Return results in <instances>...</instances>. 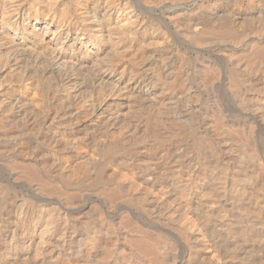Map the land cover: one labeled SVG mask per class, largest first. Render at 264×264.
Wrapping results in <instances>:
<instances>
[{"label": "bare ground", "instance_id": "obj_1", "mask_svg": "<svg viewBox=\"0 0 264 264\" xmlns=\"http://www.w3.org/2000/svg\"><path fill=\"white\" fill-rule=\"evenodd\" d=\"M161 1L164 0L147 3ZM233 3H237V8L230 12L227 6ZM205 7L212 8V14L213 8L220 7L217 19L214 15L210 19L228 27L212 33L210 41L249 46L255 43V33L264 24V0H215ZM101 11H93V20L86 27L90 31L85 28V34L56 30L52 23L44 21L0 22L3 56L7 55L15 66L24 59L33 60L39 65L37 71L45 78L46 86L55 84L62 88L73 84L75 97L61 104L56 101V108L61 113L64 107L70 110L72 104L80 108L74 122H66L69 111L66 118L60 117V125L70 131L65 133L67 139L59 135L54 145H48L49 140L43 138L36 147L37 137L30 135L35 137L33 144L27 131L28 135H18L24 136L28 145L12 146L18 159L0 160V264H264V47L249 60L242 61L243 52L242 56L237 54L234 69L221 63L214 74L203 78L199 74L203 89L215 85L220 76V88L227 95L222 103L231 102V109H225L226 103L215 104L216 115L222 117L232 111L237 118L247 119L234 128L227 126L223 118H216L209 126L202 125L205 130L202 127L201 132L192 119L193 106L190 108L200 96L187 87L184 74L188 71L165 75L162 82L155 84L148 81L146 74L137 75L140 67L135 61L145 55L142 45L165 44L175 33L167 31L169 35H164L166 32L162 34L156 28L151 34L154 39L145 40L146 34L142 29L138 32V19L132 12L123 20L111 22ZM213 22L200 23L202 28L198 26L197 33L213 29ZM160 23L164 26L163 21ZM26 40L39 52L23 46ZM88 55L95 62L89 68L85 66ZM75 56L80 57L72 64ZM113 60L128 62L133 71H118L120 64L113 65ZM113 67L116 68L109 69ZM86 84L91 86L82 90ZM108 86L115 93V103L107 107L95 104ZM85 103L90 109H81L80 104ZM209 105L206 108L210 109ZM5 125L8 130L0 124V137L6 136L4 131L9 134L14 129L10 121ZM2 153L6 155V149L0 145Z\"/></svg>", "mask_w": 264, "mask_h": 264}, {"label": "rangeland", "instance_id": "obj_2", "mask_svg": "<svg viewBox=\"0 0 264 264\" xmlns=\"http://www.w3.org/2000/svg\"><path fill=\"white\" fill-rule=\"evenodd\" d=\"M44 1V2H43ZM48 1V2H47ZM50 1V2H49ZM55 1V2H54ZM128 1V2H127ZM189 1V2H187ZM195 1V2H194ZM206 1V2H204ZM208 1V3H207ZM211 1H215V0H164L163 2L161 1L160 3L157 2V3H147V0H0V22L2 20H5L7 21L8 23H16V21H20V20H23L22 23H25L26 21L28 23H33V22H37V23H40V22H49V23H52L53 24V27L54 29L56 30H61V31H82V33H88V31H90L89 29V26H90V22H92L93 20V11H95L96 9H102L103 11H101L103 14L105 13V15L111 20V22H114V20L118 21V20H123L126 16H129L130 15V12H132V14H134L135 16H137V29H138V32H142L141 29L143 30V32H145V37L147 39L145 40H152L154 39V36L151 35L152 33H154L153 31L157 30L159 32H161L162 34H165L164 35H167L168 32L172 33L171 35H173V33H175V35H173V37L169 38L168 37V41L170 42H165L164 43H155V46L153 44L152 45H145L144 46L142 45V47H144V54L143 57H142V60L141 61H135V63H138L139 64V67L140 69L137 70V75L139 73L138 76H141L143 77V74H146V78L148 79V81H151V84L154 82L155 84V81L156 82H162L163 81V77L165 75H168V74H174L175 73H182V71H188L187 73H189V75L187 73H185L184 77H186V84H187V87L188 88H192L190 90H193L191 92H194L197 94V96L199 97V101H197L198 103L196 102H193L190 104V108H192V114L193 117V121L194 123L198 124L199 126V131L202 132V129L203 131L205 130V127L203 126H209L210 122H213L215 121V119H220V118H223V122L227 123L226 125L230 127H236V125L238 123L241 122H244V120L246 118H237L236 116H234L235 114L232 112V115H231V112L229 111H226L225 113H223L222 117H220L217 113V110H218V103H222V99L224 96H227L225 94V90L220 86H221V82H219L218 79H220V76H218L217 80L215 81V85H213L211 88H206L204 87L203 89V86L200 84V80L201 78L204 77L205 74H208V73H213L214 74V71L215 70H218L220 69V66H221V63L222 64H227L231 69L235 68V64L237 62V60L239 59L238 57L239 56H242V54L244 53L243 55V59L242 61H245L246 60H249L251 59L252 57H256L258 56L257 55V52L264 47V33L262 34V32L260 31H263L264 32V29L262 27H264L263 23L261 25V30L259 31V33H255L256 34V38L253 40L255 43H260L259 44H256L258 46H261L259 48L256 49L255 47V43L252 44V46H249L248 43H231V42H226L225 44V41H221V40H217L214 39L215 41H210L211 39L209 38H212L213 40V35L212 33H215L217 31H224V30H228V27H226L225 25H221L219 23H217V21H214L215 18L217 19V14L219 12V8H213V13L212 14V8L211 9H206V4H209L211 3ZM192 2V3H191ZM85 3V4H83ZM187 3V4H186ZM203 3V4H202ZM130 6H129V5ZM149 4V5H148ZM162 6H160V5ZM230 4L229 6H227V9L231 12H233V10H235L237 8V3L235 4ZM9 5V6H8ZM103 5V6H102ZM154 5H157V6H154ZM204 7H201L203 6ZM5 6V7H4ZM19 6V8H18ZM100 6L102 8H100ZM231 6V7H230ZM233 6V7H232ZM243 6V5H242ZM148 7L151 9L149 10ZM159 7V8H158ZM96 8V9H95ZM153 8V9H152ZM198 10H197V9ZM202 8L204 9L205 14H204V11H202ZM230 8V9H229ZM231 8H233L231 10ZM244 8V6H243ZM241 7V9H243ZM21 9V10H20ZM90 9V10H89ZM107 9V10H106ZM217 9V10H216ZM91 11V12H89ZM105 11V12H104ZM145 11V13H143ZM201 11L203 13H201ZM8 12V13H7ZM45 12V13H44ZM150 12V13H149ZM153 12V14H152ZM198 12V13H197ZM200 12V13H199ZM254 12V11H253ZM184 13V14H183ZM216 13V14H215ZM144 14V15H143ZM186 14V15H185ZM194 14V15H192ZM199 16H198V15ZM203 14V15H202ZM4 15V16H3ZM110 15V16H108ZM157 17H156V16ZM191 15V16H190ZM205 15V16H204ZM208 15V16H206ZM214 15L213 17H211L210 19V16ZM16 16V17H15ZM162 16V18H161ZM188 19H186V17ZM193 16V17H192ZM198 16V17H197ZM202 16V17H201ZM204 16V17H203ZM2 17V18H1ZM119 17V19L117 18ZM201 19H200V18ZM205 17H208V18H205ZM5 18V19H4ZM117 18V19H116ZM121 18V19H120ZM160 18L161 20L160 21H163L164 22V26H162V24L160 23L159 25V19ZM184 18V20H183ZM192 21H191V19ZM199 18V19H198ZM175 19V20H174ZM186 19V21H185ZM197 22H195L196 20ZM208 19V20H207ZM214 19V20H213ZM195 20V21H194ZM158 21V22H156ZM185 21V22H184ZM199 21H203V22H199ZM206 23H205V22ZM214 21V22H213ZM140 22V23H138ZM165 22L168 24L167 27H165ZM188 22V24L186 23ZM194 22V23H193ZM207 22H213L216 25L213 27V29H203V33L199 35V32L197 33L196 29H199V28H202V23L203 25L207 24ZM142 23V25H141ZM197 23V24H196ZM201 23V25H200ZM191 24V25H190ZM195 24V25H194ZM221 25V26H220ZM21 26V25H20ZM158 26V27H157ZM191 26V28H190ZM199 26V28H198ZM209 26H212V25H209ZM87 27V28H86ZM141 27V28H140ZM88 30L86 31L85 30ZM160 28V29H159ZM167 28V29H166ZM190 28V29H189ZM194 28V29H193ZM215 28V29H214ZM223 29V30H222ZM173 30V31H172ZM190 30V31H189ZM193 30V31H191ZM69 31V32H70ZM168 31V32H167ZM208 34H206V32ZM189 32V33H188ZM191 32V33H190ZM205 32V33H204ZM211 32V33H210ZM188 33V35H187ZM197 33V34H196ZM210 33V34H209ZM260 33H261V37H260ZM192 34V35H191ZM169 35V34H168ZM210 35V36H209ZM153 36V37H152ZM196 36V38H195ZM201 38V39H199ZM259 36V38H257ZM152 37V38H150ZM174 38V39H173ZM192 38V39H191ZM195 38V39H194ZM205 38V40H204ZM208 38V40L210 42H208V40L206 39ZM261 38V39H260ZM196 41H194V40ZM263 39V40H262ZM173 40V41H172ZM203 41V42H206V43H201L200 42ZM252 40V39H250ZM30 40H26L23 42V46L25 47H28V49L30 50H35L36 53L39 52V50L35 49V48H32L30 42ZM17 42V41H16ZM180 42V43H179ZM198 42V43H196ZM208 42V43H207ZM224 42V45H222ZM10 45L13 44L11 41H9ZM177 43V44H176ZM212 43V44H211ZM214 43V44H213ZM221 43V44H220ZM230 43V44H229ZM262 43V45H261ZM206 44V45H205ZM220 44V45H219ZM211 46V48L209 49V47ZM216 45V47H215ZM231 45V46H230ZM254 45V46H253ZM203 46V47H202ZM209 46V47H208ZM225 46V47H224ZM233 46V48H232ZM241 46V47H240ZM2 46H0L1 48ZM6 46H3V48H5ZM149 47V49H147ZM186 47V48H185ZM194 47V48H193ZM237 47V48H236ZM246 47V48H245ZM198 50L196 51L195 50ZM198 48V49H197ZM244 48V49H243ZM255 48V49H253ZM153 49V50H152ZM194 49V50H193ZM236 49V50H235ZM253 49V51L251 50ZM194 52H193V51ZM201 50V51H200ZM207 50V51H206ZM235 50V51H234ZM238 50V51H237ZM241 50V51H240ZM245 50V51H243ZM156 51V52H154ZM163 53H162V52ZM251 51V52H250ZM220 54H219V53ZM243 52V53H242ZM250 52V53H248ZM256 52V53H255ZM184 53V54H183ZM239 53L241 55H239ZM3 50L0 49V124L3 126V129H6L4 128V125H5V122H9L10 121V124L13 125V130L9 132V134L7 132H3L2 134L3 135H6V136H1L0 137V145L5 149H6V155L5 153H2L0 155V160L2 161H7V162H10V161H13L11 159H15L17 158L18 159V156L13 153L14 152V149L19 146L18 143H26V145H28L29 141L27 139H22V137L24 136H20L18 134H26L30 137V135H33L37 138H35L34 136L30 137L31 138V141L34 142L39 140V138H41L38 142L36 141L35 144H36V147H38V143L40 142H43V138L45 140H49L47 141L46 144H50L52 143V145H54L53 141H55V138L56 136H59V135H63L65 137V139H67L68 137H66L68 133H70V131L67 129V127H64L63 124L60 125L61 123L60 122V117L62 115H65V118L68 116L67 114H69L67 111L70 112V117L68 118L67 117V121H71L74 122V119H75V116L79 111V107L76 106V104H72V102H70V104H72L70 110H68V107L67 109L64 107L62 109V113H61V109L58 110L56 108V105L58 103H63V100H66L67 98H71L70 100H72L73 97H75V95L77 94V91H76V87L73 85V84H66V86L64 85L62 88H60V85H55V84H48L47 87L46 86V83L43 81L45 80L44 77H41V75L39 74L40 72L37 71L39 68L37 66H39L38 64H34L29 58L27 59H24L22 60L18 65H12L11 61L8 60V57L7 55L6 56H3ZM148 54V55H147ZM207 54V55H206ZM218 54V55H217ZM233 54V55H232ZM235 54V55H234ZM237 54L239 55L237 57ZM232 55V56H230ZM248 57H247V56ZM151 56V57H150ZM221 59H220V57ZM227 56V57H226ZM229 56V57H228ZM236 56V57H234ZM246 56V57H244ZM80 56H75L74 59H78ZM87 59L89 60L87 63H85V66H87L88 68L89 67H93V63L95 64V62L91 61V57L90 55L86 56ZM90 57V58H88ZM150 57V58H149ZM180 57V59H179ZM4 58V59H3ZM85 59V56L83 57ZM144 58V59H143ZM217 58V60L215 59ZM253 58V59H254ZM172 59V60H170ZM176 59V60H175ZM207 59V60H206ZM4 60V61H3ZM86 60V59H85ZM148 62H147V61ZM158 60V61H157ZM165 60L167 61L164 65V62ZM210 60V61H209ZM225 60V61H224ZM91 61V62H90ZM119 60H113L111 61V63L113 65H116V64H120L118 65L117 69L118 71L120 70H123L124 73L126 74L127 73V70L130 69L132 70L130 67L131 65L128 64V62H118ZM144 61V63H143ZM168 61H171V62H168ZM221 61V62H218ZM224 61V62H222ZM102 62V61H101ZM142 62V63H141ZM227 62V63H226ZM76 63L75 60L72 62V64ZM159 63V64H158ZM218 63V64H217ZM245 63V62H244ZM26 64V65H25ZM144 64V65H143ZM180 64V65H179ZM220 64V65H219ZM91 65V66H90ZM100 65V64H99ZM122 65V66H121ZM143 65V66H142ZM183 65L185 66L183 68ZM10 66V67H9ZM13 66V67H12ZM22 66V67H21ZM142 66V67H141ZM163 66V68H161ZM205 66V67H204ZM219 66V67H218ZM233 66V67H232ZM34 67V68H33ZM123 67H125V69H123ZM143 67H144V70H143ZM175 67V69H174ZM208 67L210 69H208ZM22 68V69H21ZM33 70H31V69ZM114 68L116 67H113V68H109L111 70H113ZM154 68V69H153ZM213 68V69H212ZM216 68V69H214ZM17 69V71H16ZM21 69V71H20ZM32 73H31V71ZM95 69V68H94ZM171 71H170V70ZM179 71H178V70ZM184 69V70H182ZM27 70V71H25ZM140 70V71H139ZM157 70V71H156ZM162 70V71H161ZM172 70H176V71H172ZM182 70V71H181ZM192 70V71H191ZM99 71H101V69H99ZM103 71V70H102ZM133 71V70H132ZM145 71V72H144ZM168 71V72H167ZM181 71V72H180ZM208 71V72H207ZM213 71V72H212ZM192 72V73H191ZM108 73V72H107ZM204 73V74H203ZM30 74V75H29ZM39 74V75H38ZM110 74V73H108ZM149 74V76H148ZM198 74V75H197ZM199 74H201V76H199ZM31 75H33V77H30ZM162 75V76H161ZM187 75V76H186ZM29 76V77H28ZM153 76V77H152ZM201 77V78H200ZM36 78V79H34ZM42 78V79H40ZM192 78V79H190ZM38 79L40 81H38ZM150 79V80H149ZM152 79V80H151ZM197 79V80H196ZM194 82H193V81ZM196 80V81H195ZM43 81V82H42ZM34 82L35 85L34 86ZM197 82V83H196ZM199 82V83H198ZM196 84V85H195ZM217 84V85H216ZM32 85V86H30ZM68 85H71V87ZM90 85V84H89ZM88 84H86V86H83V89L85 87L89 88ZM58 86V87H57ZM216 86V87H215ZM55 87V89H54ZM57 87V88H56ZM65 87V88H64ZM196 89H195V88ZM199 87V88H198ZM202 87V88H201ZM35 88V89H34ZM43 88V89H42ZM46 88H48L46 90ZM106 89L103 88V91L102 93L99 94V99L97 96H94V99H98L97 102L95 104H100V105H103V107H107V105H112V103L114 104L115 103V99L116 97H114L115 93L113 90H110V86L108 87H105ZM57 89H61V90H57ZM93 89H96L97 88L95 86H93ZM92 89V92L95 93ZM200 89L202 91H200ZM207 90H210V94L206 91ZM222 89V90H220ZM40 90V91H39ZM50 90V91H49ZM56 91L55 93L52 94V96L50 95L52 92ZM65 90H67L65 92ZM109 90V91H108ZM199 90V91H197ZM204 90V92H203ZM217 93L215 94L214 91ZM42 91H44L42 93ZM48 91V92H46ZM52 91V92H51ZM71 91V92H69ZM74 93H73V92ZM206 91V92H205ZM51 92V93H50ZM61 92V93H60ZM64 92V93H63ZM79 92H82V91H79ZM98 92V91H97ZM105 94H104V93ZM222 92V93H220ZM57 93V94H56ZM59 93V94H58ZM73 93V94H71ZM76 93V94H75ZM111 93V94H110ZM113 93V95H112ZM205 93V94H204ZM207 93V94H206ZM219 93V94H218ZM39 94V95H38ZM43 94V95H42ZM56 94V95H55ZM199 94V95H198ZM221 94V95H220ZM225 94V95H224ZM23 95V96H22ZM47 95V96H46ZM55 95V96H54ZM61 95V96H60ZM63 95V96H62ZM74 95V96H73ZM103 95V96H102ZM109 95V96H108ZM203 97H202V96ZM211 95V99H210V96ZM218 95V97L216 98V96ZM66 96V97H65ZM68 96V97H67ZM101 96L104 98H101ZM115 98H113V97ZM41 97L43 99H41ZM46 97V98H45ZM52 97V98H49ZM60 97V98H59ZM62 97V98H61ZM107 97V98H106ZM215 97V98H214ZM39 98V99H37ZM45 98V99H44ZM56 98V99H55ZM110 98V99H109ZM203 98V99H202ZM21 99V100H19ZM46 99H49L48 101ZM59 99V100H57ZM62 99V101H61ZM216 101H215V100ZM220 101H219V100ZM19 100V101H18ZM26 100V101H25ZM41 100V101H39ZM43 100V101H42ZM47 102H46V101ZM52 100V101H51ZM54 100V101H53ZM25 101V102H24ZM50 101L53 103H50ZM56 101L58 103H56ZM100 101V102H99ZM112 101V102H111ZM206 101V102H204ZM212 104H211V102ZM227 101V102H226ZM46 102V103H45ZM102 102V103H101ZM107 102V103H106ZM110 102V103H109ZM215 102V103H214ZM43 103V104H42ZM50 103V104H49ZM204 103V104H203ZM226 103V106L224 105L225 109L226 107L228 106L230 109H231V102L228 101V100H224L222 104H225ZM229 103V104H228ZM14 104V105H13ZM17 104V105H16ZM21 104V105H20ZM39 104V105H38ZM83 104V103H82ZM81 105V109L84 110L85 109H90L88 108V103H85L84 105H86V107L84 105ZM209 105L208 108H206L207 105ZM214 104V105H213ZM215 104H217L215 106ZM228 104V105H227ZM35 107H34V106ZM200 105V106H198ZM82 106L84 108H82ZM216 108H215V107ZM46 107V108H45ZM49 107V108H48ZM14 108V109H13ZM29 108V109H28ZM78 108V109H77ZM7 109V110H6ZM13 109V110H11ZM40 109V110H39ZM44 109V110H42ZM73 109V110H72ZM75 109V114L72 112L74 111ZM217 109V110H216ZM26 110V111H25ZM56 110V111H55ZM65 110V111H64ZM72 110V111H71ZM198 110V112H197ZM13 111V112H12ZM24 111V113H23ZM48 111V112H47ZM55 113H54V112ZM60 111V112H59ZM78 111V112H77ZM34 112V113H33ZM64 112L66 114H64ZM74 117H73V115ZM88 112H91V110ZM210 112V113H208ZM15 113V114H14ZM41 113V114H40ZM61 113V114H60ZM199 113V114H198ZM226 117H225V114H227ZM4 114V115H3ZM9 114V115H8ZM32 114V115H31ZM35 114H37L38 116H35ZM51 114V116H49ZM57 114L56 118L55 115ZM60 114V115H59ZM7 115V116H6ZM14 115V116H12ZM34 115V116H33ZM43 115H47V116H43ZM54 115V116H53ZM206 115V116H205ZM230 115V116H229ZM19 116V117H18ZM27 116V117H26ZM31 116V117H30ZM45 118H43V117ZM201 116V117H200ZM218 116V117H217ZM233 118H232V117ZM24 119L22 120L21 119ZM31 119H30V118ZM34 117V118H33ZM42 117V118H41ZM47 117V118H46ZM54 117V118H53ZM212 119H210V118ZM231 117V118H230ZM10 118V120L8 119ZM13 118V119H11ZM32 118L34 120H32ZM39 118V120H38ZM50 118V119H49ZM57 120H56V119ZM74 118V119H73ZM199 118V119H198ZM202 118V119H201ZM228 118V119H227ZM2 119V120H1ZM6 119V121H5ZM19 119H20V122H19ZM44 119V120H43ZM52 119V121H51ZM55 119V121H54ZM72 119V120H71ZM226 119L229 121H226ZM239 119V120H238ZM13 120V121H12ZM29 120V122H28ZM37 120V122H36ZM41 120V121H40ZM76 120V119H75ZM85 119H83L84 121ZM200 120V121H199ZM204 120V121H203ZM247 120V119H246ZM40 121V122H39ZM51 121V122H48ZM202 121V122H201ZM13 122V123H12ZM16 122V123H15ZM22 122V123H21ZM27 122V124H26ZM32 122V123H31ZM36 122V124H35ZM231 122V123H230ZM235 122V123H234ZM237 122V123H236ZM24 123V124H23ZM48 123V124H46ZM56 124L53 125V124ZM26 124V125H25ZM34 124V125H33ZM53 126H52V125ZM200 124V125H199ZM208 124V125H207ZM234 124V125H233ZM23 125V126H22ZM29 126L28 128L26 126ZM41 127H39V126ZM51 125V126H50ZM203 125V126H202ZM232 125V126H231ZM6 126V125H5ZM59 126V127H58ZM61 126V127H60ZM201 126V127H200ZM26 127V128H24ZM46 127V129H45ZM48 127V128H47ZM52 127V128H51ZM63 127V128H62ZM203 127V128H202ZM33 128H36V130H34ZM42 128V129H41ZM58 128V129H57ZM52 130H54V136H53V133L50 132ZM65 129V130H64ZM8 130V129H6ZM19 130H22V131H19ZM32 130V131H31ZM39 130V131H38ZM43 130V132H42ZM44 130L46 132H44ZM64 130V131H63ZM68 130V131H67ZM27 131L28 134H27ZM36 131V132H35ZM18 132V133H17ZM21 132V133H19ZM24 132V133H22ZM35 132V133H34ZM43 134H42V133ZM49 132V133H48ZM16 135H15V134ZM48 133V134H47ZM66 133V134H65ZM36 134H39V135H36ZM41 134V135H40ZM45 134V135H44ZM47 134V135H46ZM52 136H51V135ZM15 135V136H14ZM44 135V137H43ZM49 135V136H48ZM11 136H14L11 137ZM18 136V137H17ZM45 136L47 137H52L51 139L48 138L46 139ZM6 137V138H5ZM16 137H17V141H16ZM21 140H20V138ZM5 138V139H3ZM9 138V139H7ZM35 138V141H33V139ZM2 139V140H1ZM14 139L15 142L14 143ZM6 140V141H5ZM8 140V141H7ZM23 140V141H22ZM26 140V141H24ZM2 141V142H1ZM4 141V142H3ZM21 141V142H20ZM28 142V143H27ZM4 143V144H3ZM6 143V144H5ZM13 143V144H12ZM70 142L68 141L67 142V145H68V148H70ZM215 143V142H214ZM40 145V144H39ZM10 146V148L8 147ZM12 146H15L12 147ZM12 149V150H11ZM10 152H12L10 154ZM8 154V155H7ZM13 157H12V156ZM15 155V156H14ZM10 157V158H9ZM2 158V159H1ZM8 158V159H7ZM10 160V161H9ZM37 202V201H36ZM40 204V203H39Z\"/></svg>", "mask_w": 264, "mask_h": 264}]
</instances>
